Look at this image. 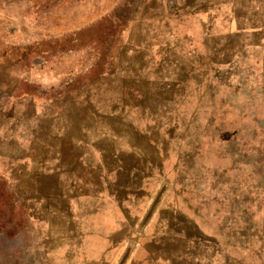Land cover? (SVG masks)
Listing matches in <instances>:
<instances>
[{
    "label": "rangeland",
    "instance_id": "rangeland-1",
    "mask_svg": "<svg viewBox=\"0 0 264 264\" xmlns=\"http://www.w3.org/2000/svg\"><path fill=\"white\" fill-rule=\"evenodd\" d=\"M0 58L57 87L123 80L169 141L202 244L264 264L261 0H0ZM16 185L0 176V264H41Z\"/></svg>",
    "mask_w": 264,
    "mask_h": 264
},
{
    "label": "crops",
    "instance_id": "crops-1",
    "mask_svg": "<svg viewBox=\"0 0 264 264\" xmlns=\"http://www.w3.org/2000/svg\"><path fill=\"white\" fill-rule=\"evenodd\" d=\"M18 64L0 58V176L17 183L41 264L230 260L202 244L169 141L123 80L57 87L44 66Z\"/></svg>",
    "mask_w": 264,
    "mask_h": 264
}]
</instances>
